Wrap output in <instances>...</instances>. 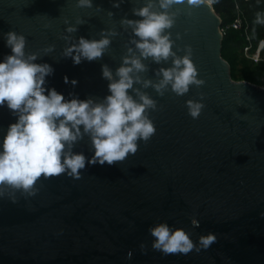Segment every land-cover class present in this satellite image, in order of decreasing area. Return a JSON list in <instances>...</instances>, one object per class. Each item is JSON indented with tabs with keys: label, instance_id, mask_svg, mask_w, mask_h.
Returning <instances> with one entry per match:
<instances>
[{
	"label": "water",
	"instance_id": "obj_1",
	"mask_svg": "<svg viewBox=\"0 0 264 264\" xmlns=\"http://www.w3.org/2000/svg\"><path fill=\"white\" fill-rule=\"evenodd\" d=\"M76 3L0 0V61L11 54L4 33L23 34L26 55L36 53L35 63L54 69L46 88L66 100L74 95L100 101L110 94L102 66L115 74L124 56H139L132 27L121 20L140 19L132 10L148 0H122L119 8L114 0H92L91 8ZM153 10L163 11L158 0ZM169 12L176 14L173 27L165 30L173 51L183 56L185 45H191V59L205 83L191 85L183 96L170 86L160 96L134 84L157 102L148 112L156 133L147 143L138 141L136 154L123 162H86L79 180L66 174L42 177L34 196L0 186V264H264V85L230 77L220 55V18L209 0L195 7L185 0ZM70 25L77 31L67 32ZM102 30L117 35L101 59L74 64L63 55L80 37L100 39ZM48 45L54 48L45 52ZM141 59L147 71L139 75L154 82L160 79L156 70L172 64L171 57L161 64ZM200 93L205 107L193 119L186 101L200 100ZM17 119L6 104L0 106V151ZM72 151L90 158L91 138L78 139ZM193 218L199 227H193ZM161 222L184 228L194 242L208 233L217 240L199 253L166 255L152 248L149 231Z\"/></svg>",
	"mask_w": 264,
	"mask_h": 264
},
{
	"label": "clouds",
	"instance_id": "obj_2",
	"mask_svg": "<svg viewBox=\"0 0 264 264\" xmlns=\"http://www.w3.org/2000/svg\"><path fill=\"white\" fill-rule=\"evenodd\" d=\"M122 0H114L113 7L119 8ZM189 6L195 7L206 0H186ZM185 0H158L159 8L153 10V0L140 8H133V14L140 19L121 20L122 25L132 27L137 39L132 43L139 52L137 55H126L122 65L113 71L102 66V76L109 81V95L100 101L91 97L79 99L72 96L66 100L64 95L55 88L45 87L46 77L54 71L48 63L38 64L36 53H25L26 37L15 31L4 33L6 46L11 48V54L0 61V106L7 105L18 117L15 123L9 125L3 139V150L0 151V186L8 185L22 194L34 196L38 189L37 181L42 177H52L66 174L68 177L81 179V170L87 164L113 165L123 162L127 157L138 151V141L147 143L156 133V127L149 117V110L157 109V102L146 92L134 88V84H142L143 88L152 87L158 95L163 96L170 90L177 96L189 92L190 86L197 88L205 81L198 78V69L191 59V45H185V55L178 56L173 51L174 41L171 29L175 23V13H170L174 5L184 4ZM78 8H91L92 0H77ZM109 15H112L110 12ZM77 24L83 23L77 18ZM256 24H264V16L257 14ZM67 32L77 31L75 25H70ZM115 31H101L100 39H85L80 37L78 43L65 48L63 55L71 57L74 64L82 60L93 61L101 59L111 44L110 37L116 36ZM179 38V34H177ZM67 39V37L65 38ZM54 45H48L45 52H50ZM132 48L128 49L132 53ZM149 57L157 63L172 58L170 67H160L156 75L160 79H142L139 73L147 71L142 62ZM68 83V77H64ZM73 85L77 81H71ZM131 90L134 95L130 94ZM71 95V94H70ZM200 100L186 101L188 114L199 118L205 107L203 93ZM84 135L91 138L94 154L87 158L83 153H74L72 147ZM15 202V199H13ZM193 227H199L195 218L191 221ZM154 237L152 248L163 254H185L192 251L199 253L207 250L216 242L214 233L201 235L194 242L190 234L182 227L171 228L166 222L155 224L149 229ZM144 250L145 245L141 244ZM132 251L127 253L131 259Z\"/></svg>",
	"mask_w": 264,
	"mask_h": 264
},
{
	"label": "trees",
	"instance_id": "obj_3",
	"mask_svg": "<svg viewBox=\"0 0 264 264\" xmlns=\"http://www.w3.org/2000/svg\"><path fill=\"white\" fill-rule=\"evenodd\" d=\"M215 13L220 18V26L226 25L235 15L236 3L247 22V33L252 50L259 38L263 39V46L259 57L253 61L242 54V46L246 39L239 30L227 27L223 29L220 39V55L226 60L229 75L232 79H245L261 84L264 77V24H256L258 13L264 16V0H209Z\"/></svg>",
	"mask_w": 264,
	"mask_h": 264
},
{
	"label": "built area",
	"instance_id": "obj_4",
	"mask_svg": "<svg viewBox=\"0 0 264 264\" xmlns=\"http://www.w3.org/2000/svg\"><path fill=\"white\" fill-rule=\"evenodd\" d=\"M234 7H235V15L233 16V18L226 25H223V26L219 25L218 29L221 34L223 32V29L227 27L239 30L240 33H242L244 38L246 39V43L242 46V54L252 59L253 61H255L259 57L260 50L263 46V39L259 38L254 48L250 50L251 42H250L249 35L247 33V26H248L247 22L242 16L240 8L238 7L236 3L234 4Z\"/></svg>",
	"mask_w": 264,
	"mask_h": 264
},
{
	"label": "rangeland",
	"instance_id": "obj_5",
	"mask_svg": "<svg viewBox=\"0 0 264 264\" xmlns=\"http://www.w3.org/2000/svg\"><path fill=\"white\" fill-rule=\"evenodd\" d=\"M260 85H264V77H263V81H262V83Z\"/></svg>",
	"mask_w": 264,
	"mask_h": 264
}]
</instances>
